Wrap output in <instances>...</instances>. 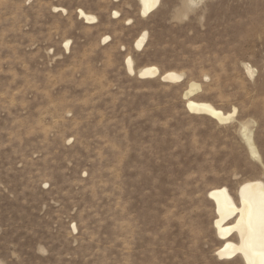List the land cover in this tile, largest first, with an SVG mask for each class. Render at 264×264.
I'll list each match as a JSON object with an SVG mask.
<instances>
[{
	"label": "rangeland",
	"instance_id": "rangeland-1",
	"mask_svg": "<svg viewBox=\"0 0 264 264\" xmlns=\"http://www.w3.org/2000/svg\"><path fill=\"white\" fill-rule=\"evenodd\" d=\"M191 81L234 116L190 113ZM250 179L264 181V0L146 16L139 0H0V264H244L217 257L208 192Z\"/></svg>",
	"mask_w": 264,
	"mask_h": 264
},
{
	"label": "bare ground",
	"instance_id": "bare-ground-1",
	"mask_svg": "<svg viewBox=\"0 0 264 264\" xmlns=\"http://www.w3.org/2000/svg\"><path fill=\"white\" fill-rule=\"evenodd\" d=\"M140 12L143 16L148 15L159 5V0H139ZM116 14V12H114ZM77 15L83 18L86 22H91L96 19L92 14H87L83 10H77ZM130 21V20H128ZM147 38V32L143 31L135 40V47L141 48ZM68 43H65L67 46ZM127 70L131 73L134 72L133 62L130 56L126 58ZM156 66L141 67L137 71V75L141 78L153 77L158 73ZM183 78L182 74L175 71H168L161 75L163 81H178ZM200 90V84L196 81L189 82L187 89L183 95L186 98L185 105L190 113L204 114L219 123L228 121L236 113L234 107L231 112H223L222 110L213 106L212 103L206 101H195L191 97ZM246 145L253 156H257L256 147L252 141L251 132L246 129L243 131ZM236 197H234L226 186H219L211 189L208 192V198L212 200L214 204V210L216 219L214 221V227L217 237L222 240L220 246L216 249V255L219 259H231L236 256H240L244 264H261V256L259 253L264 251L257 244L254 248L247 251L242 250V246L245 245L247 236L242 239L241 227L239 222L242 218V212L245 208V200H252L258 204L261 197L264 196V181L261 179H250L242 182L238 187ZM245 220L247 219L246 213H244ZM235 236L236 240L231 239Z\"/></svg>",
	"mask_w": 264,
	"mask_h": 264
},
{
	"label": "snow or ice",
	"instance_id": "snow-or-ice-1",
	"mask_svg": "<svg viewBox=\"0 0 264 264\" xmlns=\"http://www.w3.org/2000/svg\"><path fill=\"white\" fill-rule=\"evenodd\" d=\"M245 208L241 210L242 218L239 222L241 227L242 239L247 236L245 245L242 250L254 248L257 244L264 249V196L261 197L258 204L252 200H245ZM244 213L247 219L244 218ZM261 256V264H264V251L259 253Z\"/></svg>",
	"mask_w": 264,
	"mask_h": 264
}]
</instances>
